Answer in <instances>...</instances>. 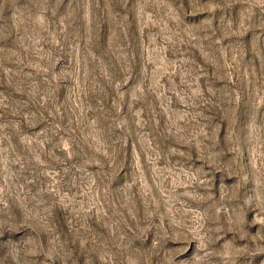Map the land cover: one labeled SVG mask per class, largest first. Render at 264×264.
Returning a JSON list of instances; mask_svg holds the SVG:
<instances>
[{
    "label": "rangeland",
    "instance_id": "rangeland-1",
    "mask_svg": "<svg viewBox=\"0 0 264 264\" xmlns=\"http://www.w3.org/2000/svg\"><path fill=\"white\" fill-rule=\"evenodd\" d=\"M0 264H264V0H0Z\"/></svg>",
    "mask_w": 264,
    "mask_h": 264
}]
</instances>
